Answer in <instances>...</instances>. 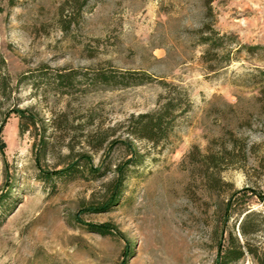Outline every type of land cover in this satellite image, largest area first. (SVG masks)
I'll use <instances>...</instances> for the list:
<instances>
[{
  "label": "rangeland",
  "instance_id": "rangeland-1",
  "mask_svg": "<svg viewBox=\"0 0 264 264\" xmlns=\"http://www.w3.org/2000/svg\"><path fill=\"white\" fill-rule=\"evenodd\" d=\"M82 1L0 0V188L17 200L0 264H264V0ZM99 69L155 79L105 85ZM169 100L164 141L128 136ZM77 161L75 178H39Z\"/></svg>",
  "mask_w": 264,
  "mask_h": 264
},
{
  "label": "trees",
  "instance_id": "trees-1",
  "mask_svg": "<svg viewBox=\"0 0 264 264\" xmlns=\"http://www.w3.org/2000/svg\"><path fill=\"white\" fill-rule=\"evenodd\" d=\"M77 0H75L76 2ZM69 2V1H68ZM67 2V3H68ZM88 3V0H84L80 3V9L82 10L86 4ZM14 4V3H13ZM3 9L0 8V12H2ZM63 23V29L68 30L71 28L72 22L66 23L67 21H62ZM219 39H222L223 36L219 35ZM205 43H211L213 46H220V43H214L212 39L206 38ZM249 49H255L258 47L255 46H249ZM74 72L67 73L65 75H60V80L63 85L70 87L74 84ZM94 79L98 83H102L105 85H131V84H142L146 82H152L155 78L151 75H149L146 72H138V71H127L123 73H117L116 71L112 70H104L99 69L95 71ZM162 82V81H161ZM165 82V81H163ZM167 84V83H163ZM179 104L174 103L173 100H169L159 109L152 112H146L141 113L137 116H133L129 124L126 126L125 131L127 132L129 137H132L133 140H147L152 141L154 143H160L161 141H164L167 136L169 135V132L171 131L173 127V123L177 117V107ZM19 116L21 118V132H25L29 130V126H34L35 128L38 127V121L35 116L29 115L25 112V110H21L19 112ZM95 133L91 135V138L95 137ZM237 140V139H235ZM132 142V143H131ZM130 144H133V141H130ZM238 143L235 141L232 143V145L236 146ZM43 147H46V144L43 145ZM131 148V147H130ZM138 153V152H137ZM241 153L242 157H245L246 154L244 153V150ZM194 155V154H193ZM81 161H83L85 167H89V160L88 155L86 153L81 154ZM38 161L40 160V157L37 156ZM142 160L141 154H136L134 157L128 159L126 161L127 164H138ZM81 161L72 162L68 166L63 167L61 169H56L53 171L48 170H42L39 173V178L50 182L55 178H75L79 173L84 172V168L80 167ZM213 166H218L219 160L218 158L211 160ZM86 163V164H85ZM90 173L94 175H101L100 171L101 169H88ZM127 170L128 167H122L119 166L118 172L119 177L117 183L122 184L124 180L127 177ZM84 174V173H83ZM13 183L10 180H6V183L4 187L0 188V225L5 222L9 214L13 211L16 205V198L14 197L12 193ZM241 192V190L236 191ZM88 228L91 231L98 232L102 235H109L113 234L112 229L108 227L107 225H100V224H89ZM227 256H232L230 253ZM240 255H234L232 258H237Z\"/></svg>",
  "mask_w": 264,
  "mask_h": 264
}]
</instances>
